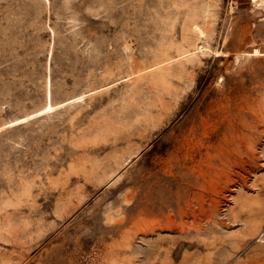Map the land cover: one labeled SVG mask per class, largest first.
I'll return each mask as SVG.
<instances>
[{
    "label": "rangeland",
    "instance_id": "1",
    "mask_svg": "<svg viewBox=\"0 0 264 264\" xmlns=\"http://www.w3.org/2000/svg\"><path fill=\"white\" fill-rule=\"evenodd\" d=\"M0 264H264V0H0Z\"/></svg>",
    "mask_w": 264,
    "mask_h": 264
}]
</instances>
